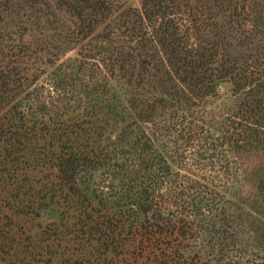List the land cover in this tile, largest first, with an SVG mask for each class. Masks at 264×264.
<instances>
[{
  "label": "trees",
  "instance_id": "16d2710c",
  "mask_svg": "<svg viewBox=\"0 0 264 264\" xmlns=\"http://www.w3.org/2000/svg\"><path fill=\"white\" fill-rule=\"evenodd\" d=\"M0 22V264H264V0H0Z\"/></svg>",
  "mask_w": 264,
  "mask_h": 264
},
{
  "label": "rangeland",
  "instance_id": "374dc122",
  "mask_svg": "<svg viewBox=\"0 0 264 264\" xmlns=\"http://www.w3.org/2000/svg\"><path fill=\"white\" fill-rule=\"evenodd\" d=\"M48 1L55 2V0H48ZM126 1L128 2L129 5H131L133 7H139L140 8L141 4H142V0H126ZM1 23L3 24V22H0V26L2 25ZM10 30L12 32L15 30L17 31V27L14 24H12L10 26ZM13 35L16 37L15 34H13ZM70 54H73V52ZM232 91H233V86L231 83L225 82L222 84V86L220 87L219 97L211 102L210 113H211L212 117L214 116L216 119H218L220 117L219 114L226 112V111H229L234 106L235 99L232 95ZM255 173H257V172L252 171V172H249L246 174L247 175L246 180H247L248 186H251L254 183L255 179L257 178V175ZM246 189H249V188H246ZM0 215H1V213H0ZM3 221H2V224L5 222V221L4 222ZM49 222H51V221L49 220ZM29 225H35L36 226L37 222L31 221L29 223ZM41 257H43V259H47V258H44L43 254L41 255ZM145 261L146 260H144V259L135 260L132 257L131 260H129V258H127L125 261H119L118 264H146ZM53 264H62V262L58 261V259H57V260L53 261Z\"/></svg>",
  "mask_w": 264,
  "mask_h": 264
}]
</instances>
